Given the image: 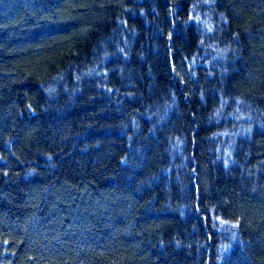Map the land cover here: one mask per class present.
I'll return each instance as SVG.
<instances>
[{
    "label": "trees",
    "instance_id": "16d2710c",
    "mask_svg": "<svg viewBox=\"0 0 264 264\" xmlns=\"http://www.w3.org/2000/svg\"><path fill=\"white\" fill-rule=\"evenodd\" d=\"M0 264H264V0H0Z\"/></svg>",
    "mask_w": 264,
    "mask_h": 264
}]
</instances>
